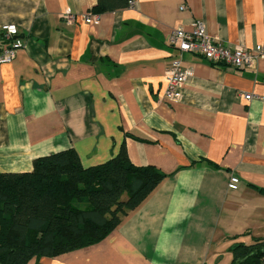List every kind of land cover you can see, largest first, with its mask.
Returning <instances> with one entry per match:
<instances>
[{
    "label": "crops",
    "instance_id": "1",
    "mask_svg": "<svg viewBox=\"0 0 264 264\" xmlns=\"http://www.w3.org/2000/svg\"><path fill=\"white\" fill-rule=\"evenodd\" d=\"M96 2L0 0V48L5 23L22 43L0 64V172L70 147L89 166L123 145L165 176L102 239L26 264H227L234 241L264 235V0ZM90 12L98 22L84 21ZM195 19L215 41L260 44L263 56L236 69L184 52L181 95L168 100L178 49L166 35Z\"/></svg>",
    "mask_w": 264,
    "mask_h": 264
},
{
    "label": "trees",
    "instance_id": "2",
    "mask_svg": "<svg viewBox=\"0 0 264 264\" xmlns=\"http://www.w3.org/2000/svg\"><path fill=\"white\" fill-rule=\"evenodd\" d=\"M106 1L93 10L110 7ZM164 176L132 163L123 145L89 166L70 147L35 157L31 170L0 172V264H26L102 239ZM229 251L227 264H264V235L236 240Z\"/></svg>",
    "mask_w": 264,
    "mask_h": 264
},
{
    "label": "built area",
    "instance_id": "3",
    "mask_svg": "<svg viewBox=\"0 0 264 264\" xmlns=\"http://www.w3.org/2000/svg\"><path fill=\"white\" fill-rule=\"evenodd\" d=\"M133 4V0H128ZM184 5L181 4L180 8ZM67 21L75 20V14L68 9L64 12ZM85 22H98V13H86L82 16ZM18 29L15 23H5L1 27V34L6 44L0 48V64L12 60L17 49L22 45L17 37ZM167 43L178 49V55L172 60L165 71L166 85L164 89V97L168 100H178L181 95V87L187 76L188 70L181 67V54L184 52H192L202 55L212 63H223L233 68H244L250 66L253 60L263 56V49L260 44L253 47L236 44L230 46L212 39L206 32L205 23L202 19H195L192 27L186 29L181 25L170 29L166 35ZM244 97L249 99L251 93H244ZM238 177L230 175L228 180L229 188H237Z\"/></svg>",
    "mask_w": 264,
    "mask_h": 264
}]
</instances>
